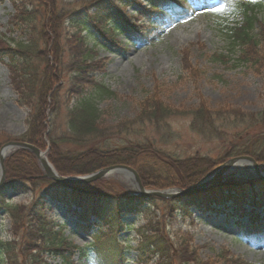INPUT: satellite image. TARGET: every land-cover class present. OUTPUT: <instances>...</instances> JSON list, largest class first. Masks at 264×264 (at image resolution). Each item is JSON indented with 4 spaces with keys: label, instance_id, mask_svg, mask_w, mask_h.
Returning <instances> with one entry per match:
<instances>
[{
    "label": "trees",
    "instance_id": "obj_1",
    "mask_svg": "<svg viewBox=\"0 0 264 264\" xmlns=\"http://www.w3.org/2000/svg\"><path fill=\"white\" fill-rule=\"evenodd\" d=\"M185 1L191 5H202L207 2V0H148L146 4L148 11L139 8L138 13L147 17L149 15L151 24L174 23L188 17L190 6L185 5ZM135 3V0H84L77 7H72L70 3L66 5L56 3L55 7L51 8L52 18L49 15L51 14L49 8L44 16L40 13L42 16L40 29L44 36L42 40L36 42L27 37L24 40L12 38L11 44L0 49V56L9 57L10 73L13 75L10 83L16 92V104L28 109L27 128L21 140L40 148V143H44V136H47L52 146L48 156L53 162L55 154L62 156L64 164L63 167L58 165V170L63 175L86 174L99 168L122 164L132 166L144 185L154 184L149 180L153 171L154 175L161 174L166 181V187L171 185L183 189L198 183L226 159L234 156L249 155L264 170V109L252 112L224 106L214 109L195 106L189 112V127L199 136L220 142L222 150L217 157L200 155V162L191 160L192 157H176L159 148L151 138L142 137L140 134L143 127L148 124L154 132H161L160 125L164 119L176 113L158 101L157 92H151L138 103V113L133 118L109 126L101 122L103 112L98 108L96 99L112 97L114 93L93 76L95 72H103L104 65L102 59L96 58L95 46H89L87 38L93 36L100 43L92 29L107 34H138L139 30L133 28L131 24L132 15L125 11L126 6ZM255 4L257 5L256 2L242 3L240 9L242 21L230 26L225 25L226 34L230 39L228 53L238 52L236 61L244 65L248 62L253 65L262 58L264 26L255 10ZM18 13L20 14L12 16L11 24L18 26L23 22L30 27L31 13L26 11ZM66 20L74 32L79 33L73 41H69L70 57L65 64L68 70L67 80H71V85L75 87V94L78 96L74 104L66 106L65 130L58 133L57 123H52L47 130L43 122L49 115H54L55 118L59 111L56 101L58 90L55 86L58 75L50 69L48 52L39 43H44L43 46L47 48L49 36L46 33L49 30L55 31L58 27L57 21L60 27V23L62 25ZM31 58L38 62L42 61L43 66L39 68L34 65L30 61ZM213 58L214 61L226 63L228 56L220 53L214 54ZM88 89L91 91L87 92ZM166 133L171 134L168 128L162 130L161 135L170 138ZM137 136L139 139L135 138ZM6 140L8 139L0 135V146ZM4 169L5 181L0 187V211L11 218L14 230L12 235H16L17 238L0 240V264H53L43 257L45 254L59 257L60 264H74L72 260L74 250L63 235L64 225L56 223L49 216L47 210L49 206L45 207L39 202L29 203L27 206L12 205L7 201L12 191L30 189V186H44L39 194L43 198L49 197L65 205L70 216L74 217L77 227L92 239L83 247L92 246L95 249L94 257L102 259L104 254L101 252V246L104 240H108L110 235H116L121 227L126 228V223L120 219V212L149 217L152 214L150 206L157 205V200L164 204L165 209L169 208L168 213L174 208H178L180 212L185 211L190 205H201V210L216 211L214 205H210V202L204 203L202 199L218 192L221 196L216 195L210 199L217 203L223 202L226 198L230 200L236 190L240 192L245 188L243 185L246 183L236 175L225 174L217 177L211 188L206 187L208 189L203 188L204 190L201 188L173 198L158 199L154 196L133 194L127 192L128 190L124 191L122 187H115L117 189L114 190L104 178L80 184H65L43 178L36 158L25 149H18L7 156L4 159ZM257 183L264 184L253 180L248 189L256 192L264 189V185ZM223 191L228 195H224ZM255 198L256 201L264 202V192L260 191ZM232 200L236 204L233 211L238 214L237 218L247 216L254 224L252 211L248 213L246 209L239 207L238 200L233 198ZM156 222L148 224L154 233L147 243L150 244V252L158 255L161 264H187L188 261H197L195 252L189 249L188 239L177 236L174 241L165 231L161 220L158 218ZM94 226L98 227V231L92 234ZM132 248L137 251L135 260L139 264H148L143 260L142 242ZM81 256L88 257V253L83 251ZM117 257V264H125L122 254ZM112 263L113 260H109L108 264ZM235 264L251 263L236 260Z\"/></svg>",
    "mask_w": 264,
    "mask_h": 264
},
{
    "label": "rangeland",
    "instance_id": "obj_2",
    "mask_svg": "<svg viewBox=\"0 0 264 264\" xmlns=\"http://www.w3.org/2000/svg\"><path fill=\"white\" fill-rule=\"evenodd\" d=\"M83 1L0 0V46H2L0 49L11 44L12 38L24 40L27 37L36 42L42 40L44 36L41 34L40 20L42 19L41 14L43 13L44 16L47 8L51 10L49 15L52 18V9L56 3L65 5L70 3L72 7H77ZM135 1V4L126 6L125 11L132 15L131 24L133 28L139 30L138 34H107L92 29L100 43L93 36L87 38L88 45L95 46L96 58L102 59L104 65V71L95 72L93 76L114 93L112 97L96 99L98 108L103 112L101 122L109 126L121 120L133 118L138 113V103L151 92H157L158 101L176 113L164 119L160 125L161 132H154L149 124L143 127V131H140L142 137L151 138L159 148L176 157H192L191 160L196 162L201 161L200 155L217 157L222 151L220 142L194 133L189 127V112L195 106H203L206 109L224 106L252 112L263 110L264 46L261 49L262 58L259 62L253 65L249 62L246 65L237 63L238 52L228 53L230 39L225 28V25L233 24L225 23V12L206 11V9L217 6L220 0H211L208 5L192 8L186 19L174 24H151L149 15L147 17L138 13L139 8L148 11L147 0ZM230 2L235 3L241 9L242 3L252 2V0H230ZM256 3L255 10L264 26V1L256 0ZM20 11L31 13L32 25L29 24L30 27L23 22L18 26L11 24L12 16L19 15ZM58 22L55 31L49 30L46 33L49 36L47 48L43 46L44 43L39 44L48 52L50 69L58 75L55 86L58 90L56 101L59 111L57 117L49 115L43 122L47 130L52 123H57L59 133L65 130L66 106L74 104L78 96L75 94V87L71 85V80H67L68 70L65 64L70 57L69 41H73L79 33L74 32L73 27L67 24V20L62 25L60 23V27ZM220 53L228 56L226 63L214 61L213 55ZM30 61L39 68L43 66L41 60L38 62L31 58ZM8 62L7 55L0 56V135L8 139L6 141H22L21 136L27 128L28 109L16 104V92L10 83L13 75L10 73ZM169 63L172 64L171 68L168 67ZM184 68L191 73L185 71ZM90 91L87 90V92ZM166 128L169 132L171 131V134L166 133L170 135V138L161 135L162 130ZM135 138L139 139L138 136ZM40 144V150L45 153L46 160L59 175L64 176L58 170L59 166L63 167L64 164L62 156L54 153L55 162L51 161L48 156L52 146L47 136H44V143ZM13 151H9L6 157ZM36 161L43 173L40 162L37 159ZM227 172L246 181L243 185L245 188L240 192L236 190L232 198L238 200L239 207L246 209L248 213L252 211L254 224L247 216L237 218L238 214L233 211L236 204L232 198L223 199L224 201L219 203L210 199L216 195L221 196L218 192L202 199V202H210V205H214L216 211L201 210V205H190L185 211L180 212L178 208H174L168 213L169 208L165 209L164 204L157 200V205L150 206L152 214L149 217L120 212V219L126 223V228L121 227L116 235L108 236L110 241L104 240L101 246V252L104 254L102 259L94 257L95 249L92 246L83 247L92 239L77 227L74 217L70 216L65 205L49 197L43 198L39 194L44 186H30V189L12 191L7 201L18 206H27L33 202L42 203L45 207L49 206L51 208L47 209L49 216L56 223L64 225L63 235L74 250L72 255L74 264H108L109 260H113L112 264H117V256L121 254L125 259V264H139L135 260L137 251L132 248L139 242H142L143 260L148 264H161L158 255L150 252L151 247L147 243L154 233L148 224L157 223L158 218L171 239L175 241L177 236L188 239L189 249L195 252L197 261H188L187 264H235L236 260L262 264L264 263V202L256 201L255 196L260 191L264 192V189L257 190V193L248 188L253 180L264 182V174H258L248 164L238 163L232 165ZM136 173L138 174L137 171ZM160 175H154L151 171L149 180L154 183L153 185H144L139 174L138 177L146 190L179 188L171 185L166 187V181ZM104 179L114 190L122 187L124 191L128 190L127 192L136 194L128 180L120 174L111 173ZM257 184L264 185L263 183ZM207 186L211 188L212 183ZM223 193L228 195L226 191ZM97 231L98 227L94 226L91 233ZM13 232L11 218L5 212L0 211V240L17 238L16 235H12ZM126 244L129 247H125ZM83 251L88 253V257L81 256ZM43 257L50 263L60 264L59 257L51 254H45Z\"/></svg>",
    "mask_w": 264,
    "mask_h": 264
},
{
    "label": "water",
    "instance_id": "obj_3",
    "mask_svg": "<svg viewBox=\"0 0 264 264\" xmlns=\"http://www.w3.org/2000/svg\"><path fill=\"white\" fill-rule=\"evenodd\" d=\"M18 148H24L29 151H31L37 160L40 162L41 167L43 169V176L48 177L50 179L56 180L58 182H65V183H82V182H87L90 180H95L98 178H101L103 176H106L107 174H110L112 172H115L117 174H120L128 180L130 183L132 190L136 194H141V195H151V196H157V197H174L178 193H184V192H190L193 191L199 187H203L207 185L208 183H211L214 179H216L218 176L222 175L225 173L232 165L238 163V164H248L249 167H252L255 169V171L262 175L264 172H260L259 165L257 162L250 156L247 155H242V156H237L228 159L225 161L223 164H221L219 167L215 168L212 172H209L207 176L198 184L189 186L186 189H166V190H146L138 177V174L136 171L126 165H113V166H108L102 169H99L95 172L82 175V176H76V177H68V176H61L59 175L54 168L50 165V163L46 160L45 158V153L41 151L39 148L36 146L28 143V142H23V141H16V140H11L6 143H4L0 147V186L4 182V166H3V160L5 157V154H7L9 151L18 149ZM5 153L4 155L2 153Z\"/></svg>",
    "mask_w": 264,
    "mask_h": 264
},
{
    "label": "clouds",
    "instance_id": "obj_4",
    "mask_svg": "<svg viewBox=\"0 0 264 264\" xmlns=\"http://www.w3.org/2000/svg\"><path fill=\"white\" fill-rule=\"evenodd\" d=\"M252 2L255 3L256 0H252ZM240 11L241 10L238 5H236L235 3H230L228 10L225 11V23L234 24L237 21H242ZM168 67L171 68L172 64L169 63Z\"/></svg>",
    "mask_w": 264,
    "mask_h": 264
},
{
    "label": "snow or ice",
    "instance_id": "obj_5",
    "mask_svg": "<svg viewBox=\"0 0 264 264\" xmlns=\"http://www.w3.org/2000/svg\"><path fill=\"white\" fill-rule=\"evenodd\" d=\"M230 3V0H220L217 6L206 9V11H211L214 13L225 12L228 10Z\"/></svg>",
    "mask_w": 264,
    "mask_h": 264
},
{
    "label": "bare ground",
    "instance_id": "obj_6",
    "mask_svg": "<svg viewBox=\"0 0 264 264\" xmlns=\"http://www.w3.org/2000/svg\"><path fill=\"white\" fill-rule=\"evenodd\" d=\"M6 153V152H5ZM4 152L2 153L3 155L5 154ZM6 155V154H5Z\"/></svg>",
    "mask_w": 264,
    "mask_h": 264
}]
</instances>
